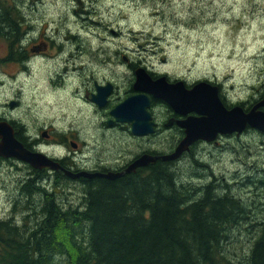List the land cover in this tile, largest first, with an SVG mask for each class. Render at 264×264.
<instances>
[{
    "label": "clouds",
    "instance_id": "1",
    "mask_svg": "<svg viewBox=\"0 0 264 264\" xmlns=\"http://www.w3.org/2000/svg\"><path fill=\"white\" fill-rule=\"evenodd\" d=\"M21 11L17 47L33 54L0 70V125L22 130L31 154L52 166L93 167L106 123L100 98L141 78L187 92L206 86L225 112L242 116L264 104V0H26ZM44 41L52 52L38 50ZM235 130L220 132L219 143L201 137L178 162L181 182L197 164L225 179L264 166V128L244 120Z\"/></svg>",
    "mask_w": 264,
    "mask_h": 264
},
{
    "label": "trees",
    "instance_id": "2",
    "mask_svg": "<svg viewBox=\"0 0 264 264\" xmlns=\"http://www.w3.org/2000/svg\"><path fill=\"white\" fill-rule=\"evenodd\" d=\"M173 162L158 159L110 181L85 178L75 207L59 200L68 182L62 172L28 165L30 177L12 207L14 213L17 199L30 197L28 214L23 227L0 223V264H238L226 241L251 214L214 181L193 197L196 190L178 183ZM50 176L52 185L45 184ZM31 211L39 213L36 220H29ZM249 224L256 238L247 264H264V220Z\"/></svg>",
    "mask_w": 264,
    "mask_h": 264
},
{
    "label": "rangeland",
    "instance_id": "3",
    "mask_svg": "<svg viewBox=\"0 0 264 264\" xmlns=\"http://www.w3.org/2000/svg\"><path fill=\"white\" fill-rule=\"evenodd\" d=\"M26 2V0H6L5 3L8 5H16L18 7L17 13H21V6ZM33 4L35 0H32ZM23 25H24V16H23ZM5 43L4 40L0 39V55L3 56L4 49L1 52V48ZM44 45H48L44 47ZM38 49L41 53H49L54 49L52 45L48 44L47 41H44L43 44L38 42ZM31 53L30 51H27ZM33 52L31 53V55ZM13 65L6 67L4 64L0 65V70H9L14 69ZM131 87L127 92L123 89L117 90L114 88V91L109 95L108 103L106 106L99 108L101 112L104 113L105 125H104V135L101 138V144L96 154L97 163L104 162L107 166L112 165L113 163L119 161H127L130 158H133L135 153H140V151L145 149H150L152 151H161L167 152L176 145L177 137L181 138V132L177 127L172 126L168 128H164L162 126L164 116L166 113L156 111L157 108L163 109L167 108L165 104L161 101L156 100L152 106H150V111L155 118L156 121L161 123V132L156 133L155 135H151L149 140L141 141L135 138L131 132H129L130 126L127 123H117L113 125H108V120L111 118L110 110L112 107L117 105L120 101L124 100L131 93ZM166 122V121H165ZM51 131V130H50ZM234 136V135H233ZM222 137L218 140L220 141ZM71 141L77 142L80 146L79 140L71 139ZM78 147V146H77ZM76 147V148H77ZM196 144L193 146L192 151L189 153V157L193 151H195ZM185 157V158H186ZM183 158L182 160H184ZM179 160V159H178ZM181 161V159L179 160ZM179 161H174L172 163V170L179 178V184H184L187 187H190L193 192V197L197 193L199 187L206 186L210 182H215L217 187L219 188H227L229 190L230 195L236 196L239 200H241L242 207L246 208V211L251 214V219L242 222L235 226L230 234L228 235V239L226 241V249L230 253V257L234 259L238 264H247V256L250 250V246L252 245L255 236V230L253 227L249 228L251 225L249 223H257L259 221L264 220V166L259 164H252L250 169L248 170L249 174H245L241 176L239 173L234 174L231 179H225L223 177H217L214 173L211 172L210 169H207L206 166H202L197 164L194 169L191 170V175L188 177L189 182H181V177L184 175L185 169H183ZM96 163V164H97ZM95 164V165H96ZM50 173H52L50 171ZM30 170L28 168V164L17 161L14 158H3L0 156V191H7L8 196L5 200H0V217L4 214V204L6 202H11L12 206L14 200L19 198L21 194V187L25 179L30 177ZM53 176V175H52ZM50 176L46 178L44 181L45 184L52 185L53 177ZM68 181V180H67ZM201 181H208L206 184H201ZM63 184V183H62ZM194 190H193V189ZM60 201L63 202L66 206L71 204L72 206H76L83 196V185L79 182H66L63 184L60 189ZM30 199V197H27ZM25 198L24 203H21L19 199L17 204H15L14 213L9 210L7 213V217L13 216L17 214L19 221L22 222L24 216L28 214L26 212L27 204L29 201ZM20 201V202H19ZM39 197L35 202H31L30 204L33 207H37L39 202ZM40 206V205H39ZM38 206V207H39ZM12 208V207H11ZM30 221L36 220L39 217V213L35 215L34 211L30 212ZM5 218H0V220ZM17 223L19 226L22 223ZM28 228V227H27ZM58 264H66L64 260L59 259Z\"/></svg>",
    "mask_w": 264,
    "mask_h": 264
},
{
    "label": "water",
    "instance_id": "4",
    "mask_svg": "<svg viewBox=\"0 0 264 264\" xmlns=\"http://www.w3.org/2000/svg\"><path fill=\"white\" fill-rule=\"evenodd\" d=\"M112 90L103 97V101L102 97L100 98L99 108L107 104L108 97ZM132 91L133 93L120 101L109 111L111 116L108 120L109 124L113 122L127 123L130 126V132L136 136L154 134L155 122L152 119L150 106L152 100L158 99L166 106H170L175 113L186 115V117L178 119L176 125L184 130V136L181 140H188L182 141L180 146L176 144L169 153L154 155L145 152L138 155V157L134 158L133 161L126 166L127 173H134L138 168L153 164L158 161V159L169 162L178 160L182 154L189 151L193 143L199 141L201 137L212 139L216 134L213 140V142H216L217 137L222 136L220 132L233 130L231 134H236L235 129L241 128L244 120H248L253 125L264 128V116L258 114L264 112V104L255 106L254 111L249 116H242L239 109H235L233 112L228 113L225 112L216 101L214 90L203 85L195 87L191 92H187L183 89L182 85L169 87L165 85L163 81L152 83L146 78H141L137 84H133ZM172 122V119H170L166 126H171ZM12 128L13 133L10 132V129L6 125H0V135L5 136V142L0 145V156L3 158H14L22 163L28 164L35 170H62L64 174L69 178L71 177V179L78 177H86L89 179L100 177L110 181L126 173L125 171L116 172L113 170L106 172L100 170L96 172L89 170L74 172L64 168L60 164L58 166H52L47 164V161L34 157L30 152V148L18 139V133L15 132L14 125ZM192 139L195 140L188 143ZM72 144L77 147L74 142H72Z\"/></svg>",
    "mask_w": 264,
    "mask_h": 264
},
{
    "label": "flooded vegetation",
    "instance_id": "5",
    "mask_svg": "<svg viewBox=\"0 0 264 264\" xmlns=\"http://www.w3.org/2000/svg\"><path fill=\"white\" fill-rule=\"evenodd\" d=\"M6 0H0V39L4 40L5 43L3 44L2 48H1V52L2 50L4 49V54L3 56L0 55V65H5L6 67L8 66H11L13 65L15 68L18 66L19 64V61L26 55H31L32 51H30L31 53H28L26 52L25 50H22V49H19L17 47V41L20 37V35L22 34L23 30H24V25H23V15L21 16V13H17V10H18V7L16 5H8L7 3H5ZM17 9V10H16ZM40 48V46L38 47V49ZM114 88L113 87V90L112 92L114 91ZM131 93H133L132 91V87H131ZM111 92V93H112ZM130 93V94H131ZM129 94V95H130ZM156 101V100H155ZM154 100H152V103H151V106L152 104L155 102ZM159 101V100H158ZM108 103V101H107ZM107 105V104H106ZM105 105V106H106ZM102 108V107H101ZM152 114V113H151ZM166 116L168 117L165 121H163L162 123V126L164 128H168V127H172V126H175L178 128V130H180L181 132V138L184 136V130L179 128L177 125H176V121L180 118H184L186 117V115H179L177 113H175L173 111V109L170 107V106H167V112H166ZM152 119L154 120L155 122V133L154 134H149V135H144V136H136L134 135L133 133H131L135 138H137L138 140H141V141H146V140H149L150 136L151 135H155L156 133H159L161 132L160 128H161V123H159L158 121L155 120V118L153 117L152 115ZM172 119V125L171 126H166V124L168 123V121ZM121 123V122H120ZM119 123V124H120ZM113 124H117V122H113L111 124L108 123V125H113ZM15 126V125H14ZM16 127V126H15ZM129 132H130V129H129ZM19 136H21L24 144L29 148V146L27 145L26 141L24 140L23 138V134H22V130L21 132H18ZM231 135H236L235 133L231 134ZM180 138V139H181ZM220 137L217 138V141L214 142V143H219V139ZM74 142V141H71V143ZM198 141H196L195 143H193V145L190 147L189 151L187 152H184L182 157H180V159L182 160L183 158H185L186 156L189 155V153L192 151L193 149V146L197 143ZM76 144V146H78L77 148H79V144H77V142H74ZM151 153V154H154V155H157V154H163V153H167V152H161V151H152L150 149H145V150H142L140 151V153H135V155H133V158H130L128 159L127 161H119V162H116V163H113L112 165H109L107 166L106 163L104 162H100V163H97L96 165H94L93 167L91 168H73V166L68 162V161H65L63 163H61L60 165H62L64 168H67L69 170H74V171H81V170H89V171H92V172H96L97 170H100V171H109V170H113V171H118V172H121L122 170L125 169V167L131 163L133 161L134 158L138 157V155L140 154H143V153ZM179 159V160H180ZM177 160V161H179ZM141 169V168H139ZM53 173L55 172H62V174L67 178V176L64 174V171L62 170H57V171H51ZM86 178V177H85ZM84 177H78V178H75L71 181H68L71 182V183H74V182H79L80 184H83V180L85 179ZM13 207V206H12ZM12 209V208H11ZM13 211V209L11 210ZM13 221L14 222V225L18 226V227H23V219H22V222L19 221V218L16 214V216H10V217H7L5 219H2L0 220V223L2 221ZM21 222L22 225L19 226L17 223Z\"/></svg>",
    "mask_w": 264,
    "mask_h": 264
},
{
    "label": "bare ground",
    "instance_id": "6",
    "mask_svg": "<svg viewBox=\"0 0 264 264\" xmlns=\"http://www.w3.org/2000/svg\"><path fill=\"white\" fill-rule=\"evenodd\" d=\"M9 159H10V158H9ZM20 162H21V161H20ZM124 170H126V167H125ZM73 171H74V170H73ZM122 171H123V170H122ZM122 171H121V172H122ZM74 172H75V171H74ZM116 172H118V171H116ZM73 179H75V178H72V179H71V177H70V178H69V177L66 178V180H68V181H71V180H73Z\"/></svg>",
    "mask_w": 264,
    "mask_h": 264
}]
</instances>
